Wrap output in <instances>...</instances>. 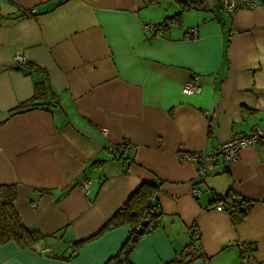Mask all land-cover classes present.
Instances as JSON below:
<instances>
[{"label":"crops","instance_id":"crops-1","mask_svg":"<svg viewBox=\"0 0 264 264\" xmlns=\"http://www.w3.org/2000/svg\"><path fill=\"white\" fill-rule=\"evenodd\" d=\"M169 1L0 0V184L16 185L20 216L45 236L0 243V264H108L131 227L88 239L154 180L160 225L131 264H170L191 243L205 264H241L239 239L264 259V147L206 178L180 157L264 128V0L231 14L199 0L155 36L144 25L176 14ZM192 77L200 93L183 91ZM38 85L46 104L12 112ZM228 194L253 202L238 222L215 208Z\"/></svg>","mask_w":264,"mask_h":264},{"label":"trees","instance_id":"trees-1","mask_svg":"<svg viewBox=\"0 0 264 264\" xmlns=\"http://www.w3.org/2000/svg\"><path fill=\"white\" fill-rule=\"evenodd\" d=\"M177 3L179 11L170 16H166L161 25L164 31H168L171 24L180 21L181 15L187 9L198 6L199 0H173ZM162 0H146L147 4H160ZM40 86H36L35 94L32 98L22 102L12 112L22 113L45 105L39 102L42 98ZM129 147V142H123L122 148ZM161 181L143 182L118 209L112 218L103 228L88 240L97 239L103 234L118 227L129 225L131 234L124 243L120 251L110 259L108 264H131L130 255L136 244L146 235L156 230L160 225L162 213L159 210L158 192ZM221 199V198H220ZM17 200V188L15 184H0V243L10 241L16 242L22 248H34L44 235L36 229L28 227L20 216L15 202ZM228 202V211L234 222L242 220L250 211L253 202L248 199L238 201L230 197V194L223 197ZM143 220H148V224L142 226ZM84 241L77 242L75 248L83 245ZM193 243L189 244L181 253L178 264H191L202 257V253H196Z\"/></svg>","mask_w":264,"mask_h":264},{"label":"built area","instance_id":"built-area-1","mask_svg":"<svg viewBox=\"0 0 264 264\" xmlns=\"http://www.w3.org/2000/svg\"><path fill=\"white\" fill-rule=\"evenodd\" d=\"M221 9L225 13H233L242 7L255 8L258 6L257 0H219ZM35 10H29L27 14L33 15ZM144 27L152 31L155 36L159 32L164 31V27L154 23H146ZM197 29H193V35L197 34ZM25 58L22 55L16 56V62H25ZM185 93H200L202 91V84L198 77H192L184 87ZM262 145L264 147V128L261 126H254L250 133L237 135L230 138L228 141L223 142L216 152L206 153L203 151L182 152L180 157L182 159H189L197 164L198 173L202 178L208 177L210 174L217 173L221 166L229 165L240 158V153L244 148ZM89 181L84 180L82 182V188L84 191H88ZM191 194L198 198L201 195V189L198 186H194L191 190ZM33 206H36L34 203ZM220 211H227L228 207L225 203H219L215 207ZM241 251V264H264V259L257 256L256 246L244 239H239L236 242ZM51 251V250H50ZM181 259V254H177L174 260L170 264H178Z\"/></svg>","mask_w":264,"mask_h":264},{"label":"water","instance_id":"water-1","mask_svg":"<svg viewBox=\"0 0 264 264\" xmlns=\"http://www.w3.org/2000/svg\"><path fill=\"white\" fill-rule=\"evenodd\" d=\"M148 224V220H143L142 222V226H145ZM191 264H205L204 261L202 259L196 260L195 262L191 263Z\"/></svg>","mask_w":264,"mask_h":264},{"label":"rangeland","instance_id":"rangeland-1","mask_svg":"<svg viewBox=\"0 0 264 264\" xmlns=\"http://www.w3.org/2000/svg\"><path fill=\"white\" fill-rule=\"evenodd\" d=\"M164 3H168V4H170L169 2V0H162Z\"/></svg>","mask_w":264,"mask_h":264}]
</instances>
